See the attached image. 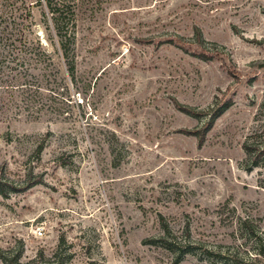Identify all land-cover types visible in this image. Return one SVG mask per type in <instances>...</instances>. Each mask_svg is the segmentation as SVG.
<instances>
[{
	"label": "rangeland",
	"instance_id": "374dc122",
	"mask_svg": "<svg viewBox=\"0 0 264 264\" xmlns=\"http://www.w3.org/2000/svg\"><path fill=\"white\" fill-rule=\"evenodd\" d=\"M62 1L74 80L0 0V264H263L264 0Z\"/></svg>",
	"mask_w": 264,
	"mask_h": 264
},
{
	"label": "trees",
	"instance_id": "16d2710c",
	"mask_svg": "<svg viewBox=\"0 0 264 264\" xmlns=\"http://www.w3.org/2000/svg\"><path fill=\"white\" fill-rule=\"evenodd\" d=\"M47 7L49 9V12L51 13L54 30L58 38L57 41L58 48L57 45L56 48L57 50H60L61 56L63 57L64 62L67 66V71L74 80L76 79V73H77V64H76V56H75L76 32H75V21H74L75 20L74 9H72V6H70L69 4L68 5L65 4V1L62 0H47ZM68 13H70V16L67 15ZM67 16H69V18ZM69 22L71 23V25H69ZM32 49L31 51H33L34 55H46L51 57V55H49L47 49L45 48L41 40H38V42ZM176 104L177 107L181 111H184L185 113L196 116L202 114L201 111L199 112L194 111L195 110L194 108L183 105L179 101H176ZM229 105L230 102L226 101L223 103H217V105L209 107V110L207 112L209 116L207 117L203 125V129L201 133L200 131H196L197 133H195L200 138V143L204 140L205 133L214 125L215 121L224 113V111L229 107ZM41 149L42 146L39 148V150ZM245 149L248 154H251L253 152L252 148L247 144H245ZM258 164L259 162L255 161L254 165H258ZM39 182L40 181H34V182L27 181L26 185H24L23 188L24 189L29 188ZM3 190L4 188L2 187L1 191L3 192ZM168 248H172V247H168ZM255 259L258 260V256H256Z\"/></svg>",
	"mask_w": 264,
	"mask_h": 264
},
{
	"label": "built area",
	"instance_id": "2783aa9c",
	"mask_svg": "<svg viewBox=\"0 0 264 264\" xmlns=\"http://www.w3.org/2000/svg\"><path fill=\"white\" fill-rule=\"evenodd\" d=\"M40 233H42V231H40Z\"/></svg>",
	"mask_w": 264,
	"mask_h": 264
}]
</instances>
